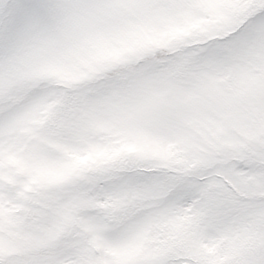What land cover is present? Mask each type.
Masks as SVG:
<instances>
[{
	"label": "snow or ice",
	"instance_id": "6c2138e0",
	"mask_svg": "<svg viewBox=\"0 0 264 264\" xmlns=\"http://www.w3.org/2000/svg\"><path fill=\"white\" fill-rule=\"evenodd\" d=\"M0 264H264V0H0Z\"/></svg>",
	"mask_w": 264,
	"mask_h": 264
}]
</instances>
